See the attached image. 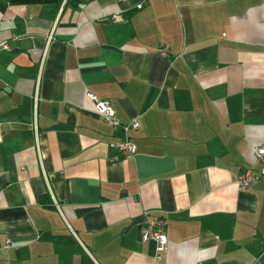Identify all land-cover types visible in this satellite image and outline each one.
<instances>
[{
  "label": "crops",
  "instance_id": "0c3cea01",
  "mask_svg": "<svg viewBox=\"0 0 264 264\" xmlns=\"http://www.w3.org/2000/svg\"><path fill=\"white\" fill-rule=\"evenodd\" d=\"M0 38V264H264V0H0Z\"/></svg>",
  "mask_w": 264,
  "mask_h": 264
},
{
  "label": "built area",
  "instance_id": "2783aa9c",
  "mask_svg": "<svg viewBox=\"0 0 264 264\" xmlns=\"http://www.w3.org/2000/svg\"><path fill=\"white\" fill-rule=\"evenodd\" d=\"M118 20H120V18L115 16V21ZM7 48V40L5 38H0V50ZM160 53L165 55V51L162 49H160ZM91 98L94 101L96 113L100 115L107 124L118 130L119 136L112 140L110 145L123 156L134 154L136 147L130 140L129 133L131 130L138 128V121L133 119L127 123H121L116 118L114 110L107 101L98 100L95 96H91ZM253 156L258 161L259 167L257 170L247 169L238 174L236 183L241 190H245L256 182L264 183V146H255L253 148ZM141 238L143 241L150 239L154 240L156 242L157 251L163 250V247L167 242V237L164 232V221L160 218L145 216L144 224L141 229ZM8 244L9 241H6L3 248H6Z\"/></svg>",
  "mask_w": 264,
  "mask_h": 264
},
{
  "label": "trees",
  "instance_id": "16d2710c",
  "mask_svg": "<svg viewBox=\"0 0 264 264\" xmlns=\"http://www.w3.org/2000/svg\"><path fill=\"white\" fill-rule=\"evenodd\" d=\"M61 0H8L11 4H32V3H55L58 4ZM46 198V197H44Z\"/></svg>",
  "mask_w": 264,
  "mask_h": 264
}]
</instances>
